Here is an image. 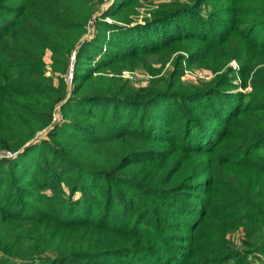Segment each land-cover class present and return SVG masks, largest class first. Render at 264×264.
<instances>
[{
    "label": "trees",
    "instance_id": "16d2710c",
    "mask_svg": "<svg viewBox=\"0 0 264 264\" xmlns=\"http://www.w3.org/2000/svg\"><path fill=\"white\" fill-rule=\"evenodd\" d=\"M103 1L0 0V264H264V0Z\"/></svg>",
    "mask_w": 264,
    "mask_h": 264
},
{
    "label": "rangeland",
    "instance_id": "374dc122",
    "mask_svg": "<svg viewBox=\"0 0 264 264\" xmlns=\"http://www.w3.org/2000/svg\"><path fill=\"white\" fill-rule=\"evenodd\" d=\"M112 0H105L103 1L102 5H100L97 9V11L95 12L94 16H92V24L89 27L90 32L89 35H85L83 40H91L93 38L94 35V25L97 19L100 18L101 13L103 11H105V9L108 8L109 4L111 3ZM165 1H169V0H139L138 6L135 9V13L131 15V18L133 21L135 22H139L142 23L148 16H149V12L151 9L155 8L160 2H165ZM108 22H111L110 19H106ZM178 54H182L184 55V53L179 52V53H175L171 56V59L166 62L162 72L160 75L166 74L167 71L173 70V63L172 60L178 55ZM75 59V58H74ZM45 62H46V75L49 76L50 75V60H49V56L45 57ZM149 63L155 68H159L160 64L156 62V58L154 57L153 59L149 60ZM229 66L234 70V71H238L239 69V63L236 60H232L229 63ZM120 76L125 79L128 80L132 85H134L136 88H142L145 87L150 80L153 79V76L151 75V73L148 71V69L140 66L137 67L134 70H124L121 72ZM215 76V74H213L212 72H210L207 69H203L200 67H193L191 69H186L183 73V76L181 77V80L183 82H185L186 84H190V85H197L199 84V82L201 81H209L211 80L213 77ZM236 82L239 84V80L236 79ZM73 87V81L70 85H68V88L71 90ZM239 91L243 92V93H249L251 91V88L248 86L246 88H240L238 89ZM55 115H56V122H60L63 120L62 116H61V112H60V107H56L55 109ZM58 124V123H57ZM54 124V125H57ZM44 136V135H43ZM1 158H5V159H10L12 158L9 152H1ZM241 234L239 233H235L234 235H232L231 239L234 241L235 244L239 245V240H240ZM262 262L264 263V258L261 257Z\"/></svg>",
    "mask_w": 264,
    "mask_h": 264
},
{
    "label": "built area",
    "instance_id": "2783aa9c",
    "mask_svg": "<svg viewBox=\"0 0 264 264\" xmlns=\"http://www.w3.org/2000/svg\"><path fill=\"white\" fill-rule=\"evenodd\" d=\"M90 24H92V21L90 22ZM90 24H89V26H91ZM74 58H75V56H74V53H73L72 56H71V59H70L71 60L70 66H69L67 72L65 73V75L63 76L64 81H65L67 86L70 85L72 83V81H73V72H74L73 63H74ZM57 123H59V122H56V115L54 114L53 123L52 124L54 125V124H57ZM9 153H10L11 157H15L17 155V153H11V152H9Z\"/></svg>",
    "mask_w": 264,
    "mask_h": 264
}]
</instances>
